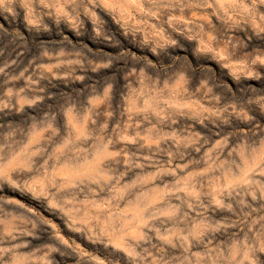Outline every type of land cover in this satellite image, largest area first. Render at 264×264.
Wrapping results in <instances>:
<instances>
[{
  "label": "clouds",
  "instance_id": "1",
  "mask_svg": "<svg viewBox=\"0 0 264 264\" xmlns=\"http://www.w3.org/2000/svg\"><path fill=\"white\" fill-rule=\"evenodd\" d=\"M0 38V264H264V0H0Z\"/></svg>",
  "mask_w": 264,
  "mask_h": 264
},
{
  "label": "rangeland",
  "instance_id": "2",
  "mask_svg": "<svg viewBox=\"0 0 264 264\" xmlns=\"http://www.w3.org/2000/svg\"><path fill=\"white\" fill-rule=\"evenodd\" d=\"M107 19V18H105ZM109 29L113 32V34L118 38L119 40V49H124L127 52L135 55L138 58H141L146 61H151L153 64H156V58L152 57L146 50L141 49L139 47H136L131 41L125 40L122 37L119 36V31L111 24L109 21L108 23ZM64 35L73 42V44L81 47H86L91 50L93 54L96 56H116L118 53L117 47H109L108 44L103 39H97V38H90L89 35L82 36V37H75L71 32H68L65 30ZM0 43H3L5 47H8L10 44L9 40L0 38ZM9 57L6 55L5 59H8ZM12 58H15L14 55ZM120 65L114 66L112 70H102L101 71V77L102 78H111V76L118 74L121 71ZM201 67L209 68L211 71L216 73L218 76H223V72L216 68L214 64H211L210 62H201ZM227 83V81H225ZM119 91V85H117V92ZM62 95L64 93H61ZM69 120H72L73 118L71 116L68 117ZM239 131H247V129L240 128ZM19 199V198H17ZM19 203L23 205L24 208L28 209L29 211L37 214L42 219L49 220L51 223H57L55 220H51V215H45V213L48 212L47 208H42L37 203H34L32 201H26V200H19ZM67 239V237H65ZM79 244L80 249H83L85 251L88 250L85 243L77 241ZM58 259H61L57 257ZM61 264H73L71 257H65L61 260Z\"/></svg>",
  "mask_w": 264,
  "mask_h": 264
}]
</instances>
